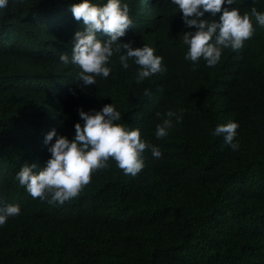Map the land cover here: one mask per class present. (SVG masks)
<instances>
[{
  "label": "trees",
  "instance_id": "16d2710c",
  "mask_svg": "<svg viewBox=\"0 0 264 264\" xmlns=\"http://www.w3.org/2000/svg\"><path fill=\"white\" fill-rule=\"evenodd\" d=\"M122 2L133 26L119 40L150 45L166 67L139 83L140 66L130 59L124 68L114 54L107 78L78 86V66L59 60L83 28L69 0H9L0 10V206L21 208L0 226V264H264V26L253 21V35L215 66L193 67L183 43L192 29L176 6ZM230 7L264 11V0ZM113 101L119 122L139 127L162 156L146 149L135 176L110 158L75 197L33 198L16 173L46 163L45 134L55 128L71 139L79 109ZM169 109L183 118L157 138ZM229 121L239 125L237 150L213 135Z\"/></svg>",
  "mask_w": 264,
  "mask_h": 264
},
{
  "label": "clouds",
  "instance_id": "9594fccd",
  "mask_svg": "<svg viewBox=\"0 0 264 264\" xmlns=\"http://www.w3.org/2000/svg\"><path fill=\"white\" fill-rule=\"evenodd\" d=\"M149 1V0H148ZM182 12L185 26L191 31L183 32V43L187 45L185 59L198 66L201 59L211 67L215 66L225 48L233 50L243 46L246 39L254 32V23L264 26V11L252 7L250 12L241 13L236 0H167ZM73 18L83 28L74 33L71 52L61 53L59 60L65 64L78 66L80 87L97 83L96 77L107 78L112 71L109 61L118 55L120 64L129 67L133 60L140 67L136 81L163 72V57L155 54V49L148 44L133 46V42H122L126 30L133 26L129 6L122 0H69ZM9 0H0V10L5 9ZM210 12L211 19L205 17ZM220 13L219 19H215ZM204 17V18H202ZM194 26V27H193ZM145 96L151 92L145 88ZM83 123L74 124V135L70 139L57 133L55 128L44 136L50 157L43 166L25 162L16 173V180L33 197L49 203L64 201L75 197L83 186L89 183L91 173L109 166V159L116 162L125 175H137L145 166L144 152L148 149L154 158L162 156L158 145L148 143L141 136L139 127L120 123L121 112L115 102L102 106L99 110L79 109ZM159 116L160 114L157 113ZM176 122L182 120L181 113L169 109L156 124L154 134L157 138L167 137ZM238 122L229 121L217 124L213 135L223 136L224 143L232 150L239 148L237 136ZM55 141L53 142V138ZM21 212L20 205L9 203L0 206V226L10 217Z\"/></svg>",
  "mask_w": 264,
  "mask_h": 264
}]
</instances>
